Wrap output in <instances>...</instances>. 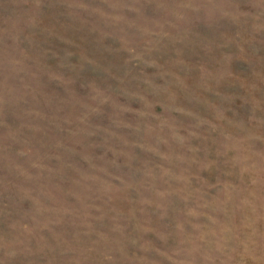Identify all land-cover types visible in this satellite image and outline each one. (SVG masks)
<instances>
[{
    "label": "rangeland",
    "instance_id": "1",
    "mask_svg": "<svg viewBox=\"0 0 264 264\" xmlns=\"http://www.w3.org/2000/svg\"><path fill=\"white\" fill-rule=\"evenodd\" d=\"M0 264H264V0H0Z\"/></svg>",
    "mask_w": 264,
    "mask_h": 264
}]
</instances>
